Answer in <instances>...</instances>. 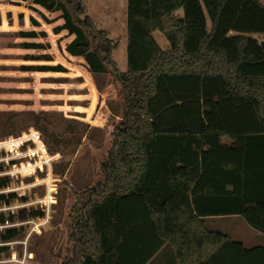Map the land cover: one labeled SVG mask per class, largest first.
Masks as SVG:
<instances>
[{"label": "trees", "instance_id": "1", "mask_svg": "<svg viewBox=\"0 0 264 264\" xmlns=\"http://www.w3.org/2000/svg\"><path fill=\"white\" fill-rule=\"evenodd\" d=\"M7 6L23 53L19 74L58 85L103 75L122 104L96 151L94 180L71 191L69 235L52 264H150L168 246L166 264H264V247L247 248L206 223L241 217L264 235V41L253 37L264 36L262 0H127L126 72L114 60L119 41L95 26L85 0ZM43 111L31 106L23 116L39 120ZM16 120L0 141L30 131ZM18 184L0 177V192ZM27 201L0 194V207ZM44 216V208L0 212V227ZM22 235L0 230V244Z\"/></svg>", "mask_w": 264, "mask_h": 264}, {"label": "rangeland", "instance_id": "2", "mask_svg": "<svg viewBox=\"0 0 264 264\" xmlns=\"http://www.w3.org/2000/svg\"><path fill=\"white\" fill-rule=\"evenodd\" d=\"M86 7L95 26L108 32L111 40L119 41L114 60L119 70L126 72L127 0H87ZM2 19L8 20L7 13L0 12V24ZM5 24L0 29V134L3 125L14 116L19 128H30V131L0 141L9 147H0V166H3L0 177L19 178L18 185L0 194L15 193L19 198H28L25 203L0 207V212L44 208L45 216L0 227V230L23 229L20 239L0 244V248L8 249L0 254V264H52L69 235L65 212L70 205L71 191H80L94 180L99 164L96 151L102 146L106 127L119 116L122 104L114 98V86L103 75L83 79L70 75L58 85L42 74H19L23 53L13 46L14 39L18 38L16 23ZM253 37L264 41L263 35ZM154 38L162 50L169 49L162 34L157 32ZM31 106L32 112L44 110L45 116L39 120L33 115L23 116ZM11 162L17 165L11 166ZM31 177L39 178L27 182ZM225 224L224 229L232 237L237 233L247 237L255 232L241 217L228 219ZM172 257L173 250L168 246L158 261L150 264H164Z\"/></svg>", "mask_w": 264, "mask_h": 264}, {"label": "crops", "instance_id": "3", "mask_svg": "<svg viewBox=\"0 0 264 264\" xmlns=\"http://www.w3.org/2000/svg\"><path fill=\"white\" fill-rule=\"evenodd\" d=\"M86 1L87 0H85V2ZM0 8H3V9H0V12H2V13H8L9 12V9H8L9 7L7 6V0H0ZM21 13H23V12H21ZM21 13H18V15ZM87 14H88V8H87ZM3 20L4 19H2V22L0 24V29L6 27V24H5L6 22L14 21L15 18L8 19L7 21H3ZM23 21L25 22V20H23ZM72 70H74V68H72ZM235 218H237V217L236 216H232V217H211V218L206 219V223H207L209 229H211L213 231H217V232L227 234L232 239L244 243V245L247 248H253V247H257V246L264 247V235H261L257 232H253L252 234H249L247 237H245L244 235H239V233L233 235V237H232V235L229 234L230 231H227L226 229H224V228H226V227H224V225H226L225 222L228 219H235ZM156 261H158V260H156ZM164 264H166V263H164Z\"/></svg>", "mask_w": 264, "mask_h": 264}]
</instances>
